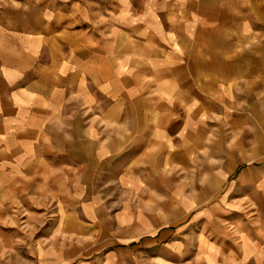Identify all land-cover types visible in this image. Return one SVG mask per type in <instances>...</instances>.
Instances as JSON below:
<instances>
[{
    "label": "crops",
    "instance_id": "1",
    "mask_svg": "<svg viewBox=\"0 0 264 264\" xmlns=\"http://www.w3.org/2000/svg\"><path fill=\"white\" fill-rule=\"evenodd\" d=\"M95 1L0 0V179H63L41 264H264V0Z\"/></svg>",
    "mask_w": 264,
    "mask_h": 264
},
{
    "label": "rangeland",
    "instance_id": "2",
    "mask_svg": "<svg viewBox=\"0 0 264 264\" xmlns=\"http://www.w3.org/2000/svg\"><path fill=\"white\" fill-rule=\"evenodd\" d=\"M246 136L244 131H239L238 155L244 149ZM246 165L240 164L238 172ZM232 176L220 183L221 195L230 187ZM62 181L61 177H43L36 171L29 177L0 179V264H41L45 254L67 249L68 243L60 241L59 227L52 220L58 215L60 205L56 200L59 194L53 190L62 189ZM213 190L206 189V202H213L219 195Z\"/></svg>",
    "mask_w": 264,
    "mask_h": 264
}]
</instances>
